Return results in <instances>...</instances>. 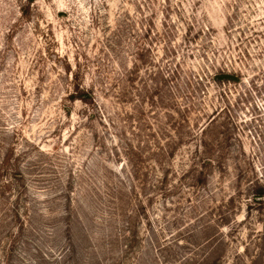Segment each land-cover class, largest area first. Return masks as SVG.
<instances>
[{"label": "rangeland", "instance_id": "rangeland-1", "mask_svg": "<svg viewBox=\"0 0 264 264\" xmlns=\"http://www.w3.org/2000/svg\"><path fill=\"white\" fill-rule=\"evenodd\" d=\"M260 180L264 0H0V264H264Z\"/></svg>", "mask_w": 264, "mask_h": 264}, {"label": "trees", "instance_id": "trees-1", "mask_svg": "<svg viewBox=\"0 0 264 264\" xmlns=\"http://www.w3.org/2000/svg\"><path fill=\"white\" fill-rule=\"evenodd\" d=\"M239 76L235 73H222L218 76V79H224L226 81L236 80ZM88 90L83 87L80 83H77L74 86L73 93H70V97H80L86 98L88 97ZM204 147V144H201ZM252 190L250 191V196L248 197V201H250L248 205V210L251 211L253 207L257 206L258 213H260L261 217H264V182L261 183L260 181H256L253 186ZM263 227H264V218L261 219Z\"/></svg>", "mask_w": 264, "mask_h": 264}]
</instances>
